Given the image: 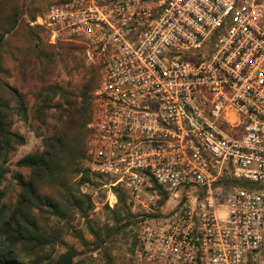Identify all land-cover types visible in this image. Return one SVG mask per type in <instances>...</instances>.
<instances>
[{"label":"built area","instance_id":"1","mask_svg":"<svg viewBox=\"0 0 264 264\" xmlns=\"http://www.w3.org/2000/svg\"><path fill=\"white\" fill-rule=\"evenodd\" d=\"M39 1L47 43L99 71L86 163L107 203L122 188L163 215L141 221L134 261L257 262L264 188L228 181L264 185V0Z\"/></svg>","mask_w":264,"mask_h":264},{"label":"trees","instance_id":"2","mask_svg":"<svg viewBox=\"0 0 264 264\" xmlns=\"http://www.w3.org/2000/svg\"><path fill=\"white\" fill-rule=\"evenodd\" d=\"M43 8L35 0L27 10L19 0H0V264H88L87 258L92 262L102 259L105 264H120L123 262H118L114 255L119 244L132 238L129 249L132 254L138 244V232L133 234L130 228L140 221L139 216L132 213L129 194L122 188L115 190L118 203L113 209L106 206L108 223L102 225L91 221L95 204L90 195L82 192L84 185L97 178L86 165V127L92 118L91 97L98 85L99 71L96 67L86 68L85 61L80 60L76 69L84 76L79 90L69 91L52 83L51 66L56 64L59 52L65 51L70 59L77 60L75 52L83 54V46L47 44L40 48L38 32L43 28L30 24ZM26 12L31 22L24 23V27L34 46L19 47L18 51L22 58L35 55L40 62L39 67L28 73L25 65L18 63L20 59L10 41L19 33ZM5 54L10 56L13 66L17 64L20 86L10 82L14 69L6 66ZM28 95L37 102L35 118L48 124L47 120L53 116L56 124L52 126V133L43 139L41 152L29 154L17 162V167L28 169L30 173L28 177L15 176L20 193L17 201L9 205L4 202L3 185L10 172V155L27 142L23 135L14 131L10 116L18 114L29 121ZM228 182L247 189L264 188L262 184L249 181L230 179ZM161 195L160 207L169 200L166 193L161 192ZM78 220L84 221L92 241L76 226ZM67 235L79 240L84 249L79 251L69 246L65 240ZM95 253H98L97 258Z\"/></svg>","mask_w":264,"mask_h":264},{"label":"rangeland","instance_id":"3","mask_svg":"<svg viewBox=\"0 0 264 264\" xmlns=\"http://www.w3.org/2000/svg\"><path fill=\"white\" fill-rule=\"evenodd\" d=\"M32 1L34 0H19L21 5L24 6L25 9L30 5ZM35 1H38L40 3L39 0H35ZM43 12H44V8L42 12L38 15L37 19L40 16H43ZM30 22H31L30 17L28 16L26 12V14L24 15L22 24L20 26V29H19V33L14 35L13 38L10 40L12 48H13L12 50L15 52L16 56L20 59L18 63L19 64L22 63L23 65H25L24 67L26 68L25 70L26 73L31 72L34 70L35 67L40 66V62L35 58V55H28L25 58H22L20 55V52L18 51L19 47H23V48L26 47L25 49H28V47L31 44L34 46V44L32 43L24 27V23H30ZM30 25L32 27H36V26H33L32 24ZM38 35H40L41 37L40 48H45L48 43L46 41L44 31L40 30L38 32ZM75 55H77L79 59L77 60L70 59V57L68 56V53H66L65 51L62 53L59 52V54L56 56V64L54 66H51L52 71L50 72L51 74L50 77H51L52 83L60 85L69 91L79 90L83 84L84 74L76 69V63L80 62V60L85 61V58H84V55L78 51L75 52ZM9 57L10 56L8 54H5L6 66L10 68L12 67V69H14L12 71V78L10 79V82L13 85L20 86L21 84V83L19 84L20 75L17 69H15V66L17 64L13 66L12 60ZM45 65H47V62H45ZM85 67L88 68L92 66L88 65L85 61ZM26 91L29 92V89H27ZM28 101H29V108H30L29 121L27 122L24 121L21 118V116H19L18 114L10 116V120L13 122L14 131L23 135L26 138L27 142L24 146L18 147L17 151H15L14 153L10 155V162H9L10 172L7 174L4 180V185H3V189L6 192V198L4 202L9 205H12L17 201L18 195L20 193V188L17 184V180L15 176L23 175L25 177H28L30 173V170L28 169L17 167L16 165L17 162L29 154L41 152L43 150V139L52 133L51 132L52 126L56 124V120L53 118V116L47 120L48 124H43L40 121H38L35 118V112H34V108L37 102L35 101L33 96H29V95H28ZM104 186H105L104 181H101L98 178H94L92 179V183L84 185L82 187V192H83V188H87V191L89 193L88 195L91 196L95 204V210L93 214L91 215V221L93 222V224L101 223L103 225V224L108 223L109 216L106 210V206L107 205L109 206V204L107 203L108 190ZM43 192L49 193L50 191L43 190ZM173 205L174 204H171L168 208L165 209V211L166 212L171 211ZM109 207L113 209L111 206ZM131 210H132V213L139 216L138 220L140 221V223L146 217H157L154 215L161 213L159 209H152L153 210L152 211L149 209L135 208L132 205H131ZM140 223H138L137 226L130 228L133 234L138 232ZM75 224L77 227H79L80 229L84 231L85 236L89 241L93 240L89 231L85 227L83 220L81 221L78 220L75 222ZM65 240L69 246H73L77 248L79 251H82L84 249L81 243L79 242V240L74 238L72 235H67L65 237ZM131 242H132V238H130L128 242L122 241L119 244V248L114 252V255L118 257V262H123L120 264H137L134 261L133 254L129 251V249L131 248ZM64 251L65 249L62 248L61 252H64ZM94 257L97 258L98 253H95ZM86 261H88V264H105L102 261V259L96 262H92L90 261V258H87ZM254 264H264V252L260 255L259 260L255 262Z\"/></svg>","mask_w":264,"mask_h":264}]
</instances>
